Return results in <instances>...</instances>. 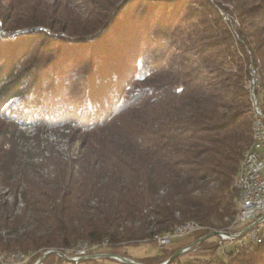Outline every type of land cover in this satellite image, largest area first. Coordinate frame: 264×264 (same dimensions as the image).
<instances>
[{
	"label": "trees",
	"instance_id": "16d2710c",
	"mask_svg": "<svg viewBox=\"0 0 264 264\" xmlns=\"http://www.w3.org/2000/svg\"><path fill=\"white\" fill-rule=\"evenodd\" d=\"M250 64L264 114V0H0V183L23 201L15 213L0 200V252L36 251L34 264L52 250L42 264H54L87 241L126 257L123 244L187 221L204 228L192 242L226 227L252 141ZM8 123L74 126L82 153L37 176ZM235 247L214 264H264V226Z\"/></svg>",
	"mask_w": 264,
	"mask_h": 264
},
{
	"label": "rangeland",
	"instance_id": "374dc122",
	"mask_svg": "<svg viewBox=\"0 0 264 264\" xmlns=\"http://www.w3.org/2000/svg\"><path fill=\"white\" fill-rule=\"evenodd\" d=\"M48 1H52V0H48ZM229 8L231 9V6ZM220 13L225 21H229L228 19L233 18L234 25L235 26L238 25L237 17L235 13L229 14L223 10ZM8 124H10L9 125L10 130L15 131L16 133V143H17V150H18L17 154H18V161L20 163L19 165L29 168L31 171H33L32 173H34L37 176H42V178H46L49 175H52L54 169L52 165L50 164V161L53 157L59 158L63 161H68L74 157H78L82 153L83 148L81 145L85 138L84 131L81 129L78 130V128L74 126L49 128L43 125H35V124H22V123L17 124V125H13L11 123H8ZM74 169L77 170L78 169L77 166H74ZM0 200H3V201L6 200L8 203L15 202V213H19L23 206V201L20 195L15 194L13 190H10V188L3 186L1 183H0ZM176 215L178 216V214ZM233 217L226 219V221H228V226L230 224V221L233 219ZM152 220L153 218L151 217L149 218L146 224H142L146 226L147 231L154 228L153 227L154 222L152 223ZM187 222H197V221H187ZM261 225L264 226V223H261ZM135 226L138 227L139 224L136 223ZM176 228H174L173 231ZM225 228L226 227L222 229H218V230H224ZM203 231H204L203 227L196 228L193 231H191L190 234L188 235L172 237L170 239V242L165 244L164 246L166 249H171L177 246L184 245L188 242H192V240L195 237H198L201 233H203ZM2 233L4 232L2 231ZM159 237L160 236H156V240ZM209 239L217 240V236L216 235L210 236ZM156 240H153V239L150 240L146 238L136 243L123 244L121 248L119 249V253H122L126 255L127 258H130L135 261H138L143 257L153 256L160 251V248H162L161 246H159ZM241 240H244V243H248L252 239L248 237L246 238V235H245ZM84 242H87V241H80L76 244L84 243ZM204 247L205 246L195 245V248L181 251L178 254L179 259L176 260L175 264H204L203 263L204 259H208V258H211L208 264H214L215 259L225 260V256H224L225 254L221 250L217 252L214 251L213 252L214 255L212 256L211 253H209V251ZM232 248H233V245L226 246V250H230ZM70 249H69V251L71 252L70 254H73V252ZM14 252H23V251H14ZM28 252L29 254H32V253L34 254L36 251H28ZM28 252H23V253L27 254ZM107 253L108 252L104 251V253H101V254H107ZM42 254L38 258H40ZM91 254H98V253L93 252V253L87 254L86 256L91 255ZM56 263L57 264H73L69 260L55 262L54 264ZM78 264H126V263L120 262L115 259H111L110 257H97V258H90V259H80Z\"/></svg>",
	"mask_w": 264,
	"mask_h": 264
},
{
	"label": "built area",
	"instance_id": "2783aa9c",
	"mask_svg": "<svg viewBox=\"0 0 264 264\" xmlns=\"http://www.w3.org/2000/svg\"><path fill=\"white\" fill-rule=\"evenodd\" d=\"M256 80L253 76L254 97L256 105L258 106V96L256 94ZM259 129L258 145L255 152H252L247 157V164L243 171H238V182L236 188L240 192L239 215L236 216V226H226L224 230H217V248L216 252L221 250L224 254L227 251V245H233L234 251L237 244L244 243V240L237 239V232H246V238L258 240L259 224L264 222V119L259 112V122L257 123ZM256 220L258 223L250 226ZM228 222V221H227ZM199 227H178L176 234H167L160 236L156 241L159 246L163 247L170 242L172 237H179L190 234L191 231ZM247 228V229H246ZM107 243H100L97 245H77L73 247V254H70L67 259L73 264H78L82 257H85L89 252L99 249ZM193 245L182 247V251L189 250ZM52 251V250H50ZM61 255V251H55ZM34 254H14L11 252H0V264H25ZM42 264L37 258L34 264ZM208 264V263H206Z\"/></svg>",
	"mask_w": 264,
	"mask_h": 264
},
{
	"label": "bare ground",
	"instance_id": "6f19581e",
	"mask_svg": "<svg viewBox=\"0 0 264 264\" xmlns=\"http://www.w3.org/2000/svg\"><path fill=\"white\" fill-rule=\"evenodd\" d=\"M250 73H249V80L247 83V89L250 95V99H251V108L253 111V122H252V141L251 144L248 148H246L242 154V158L240 161V166H239V170L238 171H243V169L245 168L246 164H247V157L246 156H250L252 152H255L256 147L258 145V137H259V129L257 127V123L259 122V112L261 114V116L264 119V114L261 110L259 101H258V106L256 105L255 102V97H254V91H252V87H253V76L256 80V86L257 88L259 87V75L257 72V67L254 66L253 64H250ZM238 182V173H237V177L235 179V183L234 185H236V183ZM239 205H240V192H238V198H237V211L233 217V219L230 221L229 226H235L236 225V216L239 215ZM230 220V219H229ZM178 227H199L202 228V226L197 223V222H187L183 225H180ZM177 227V228H178ZM167 234V233H166ZM169 234H176V229L173 232H169ZM246 235V232H237V239L241 240L244 236ZM159 239V238H158ZM77 245H96L94 244H88L87 242L84 243H79ZM75 245V247L77 246ZM73 252V249H72ZM14 254H25L23 252H13ZM29 254V252L27 253ZM33 254V253H32Z\"/></svg>",
	"mask_w": 264,
	"mask_h": 264
},
{
	"label": "water",
	"instance_id": "95a60500",
	"mask_svg": "<svg viewBox=\"0 0 264 264\" xmlns=\"http://www.w3.org/2000/svg\"><path fill=\"white\" fill-rule=\"evenodd\" d=\"M72 40H70L71 42ZM260 220H256L255 222H253V224H250V226L258 223ZM247 229V228H246ZM217 234V231H212L211 233L205 235V236H202L201 238L198 239L199 240H202V239H205L207 237H210V236H213V235H216ZM198 241L194 242V243H191L190 245H194L195 243H197ZM182 251V248H180L179 250H177L172 256H170L166 261L162 262V263H159V264H167L170 260H172L174 257H176L180 252ZM52 251H48V252H45L42 254V256L39 258L40 261H42L45 256L50 253ZM62 256H64L63 254H61ZM97 257H110V258H113L115 260H118L120 262H124V263H127V264H145V263H142V262H138V261H135V260H132L130 258H127L125 256H122V255H119V254H111V253H107V254H101V253H98V254H91V255H88V256H85V257H82L81 259H90V258H97ZM38 264V263H37Z\"/></svg>",
	"mask_w": 264,
	"mask_h": 264
}]
</instances>
